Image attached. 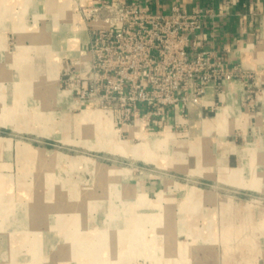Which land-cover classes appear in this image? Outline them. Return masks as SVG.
<instances>
[{
    "label": "crops",
    "instance_id": "1",
    "mask_svg": "<svg viewBox=\"0 0 264 264\" xmlns=\"http://www.w3.org/2000/svg\"><path fill=\"white\" fill-rule=\"evenodd\" d=\"M105 1L114 0H0V46L6 45L10 37L14 38L12 50L4 49L10 53L7 58L13 59L9 68L21 75L23 81L33 83L34 90L41 91L39 105L45 106L46 94L53 91L58 95L55 100L63 108L64 116L75 119L79 113H85L89 117L88 110L82 108L93 106L106 111L117 125L129 131V136L146 137L153 144L149 154L137 145L133 151L125 145L129 152L122 153L132 154L144 163L133 167L129 181L137 194L148 201L149 208L153 211L161 208L165 212L166 225L155 229V233L166 237L161 238L158 246L153 245V249L169 255L179 250V244L174 243L175 234L212 233L209 225L208 228L196 226L204 225L209 218L203 206L211 194L199 183L184 184L172 178L169 171L235 189L253 191L257 186L264 189V0H139L149 1L156 13H170L174 5L201 11L203 27L192 43L213 49L218 60L228 68L241 66L252 74L248 79L252 92L242 79L229 81L221 88L213 83L198 104L189 108L167 107L158 119L141 116L128 123L119 122L117 110L93 101H81L72 89L57 87L61 86L64 60H79L91 40L94 21L88 11ZM9 87L16 89V86ZM0 121L1 124L8 120L0 118ZM159 144L163 154L154 153ZM17 150L14 146L0 147V153L6 155ZM179 157L182 160L178 163ZM5 164L10 166L8 162ZM8 170L0 173V220H3L0 222V259L25 257L24 250L31 247L30 237L36 234L37 249L34 245L32 249L37 251V259L33 264H74L70 260L46 257L47 243L51 245L54 238L65 233L63 220L72 218L71 213H62L61 200L55 202L50 195L30 196L28 186L14 182ZM117 171L125 183L126 168ZM182 204H185V226L175 228L174 212ZM193 240L194 247L193 241L189 245L194 255L214 248L211 243L198 241L199 237ZM125 248L122 244L117 247L118 250ZM94 257L93 252L90 256L87 254L85 263L95 264Z\"/></svg>",
    "mask_w": 264,
    "mask_h": 264
},
{
    "label": "rangeland",
    "instance_id": "2",
    "mask_svg": "<svg viewBox=\"0 0 264 264\" xmlns=\"http://www.w3.org/2000/svg\"><path fill=\"white\" fill-rule=\"evenodd\" d=\"M14 44V38L10 37L6 45L0 46L3 51L0 52V118L8 120L0 124V137L13 138H0V147L14 146L18 150L12 155L0 153V173L9 169L14 182L28 186L30 196L50 195L55 202L61 200L62 213H71L72 218L63 220V227L67 226L63 228L65 233L54 238L51 245L47 243V258L86 264L85 256L93 252L95 264L123 261L125 264H218L219 260L220 264H264V189L261 186L253 191L230 188L176 170L169 171L172 178L184 184L199 183L211 194L203 206L209 218L204 225L196 226H210L212 233L175 234L174 243L179 244V250L169 255L153 249V245L158 246L161 238L166 237L155 233V229L166 225L165 212L161 208L159 211L149 208L148 201L131 186L129 179L133 173L130 172L135 165L144 163L132 154H125L129 151L124 147L127 145L133 151L137 145L149 154L153 144L146 137L129 136V131L117 125L106 111L93 106L82 108L88 110L89 117L85 113H79L75 119L64 116L63 108L55 100L58 95L53 91L46 94V105H39L41 91L34 90L33 83L23 81L21 75L9 68L13 59L7 58V54L10 55L8 52ZM6 48L9 51L5 52ZM66 81L61 79V86L57 87L73 90ZM160 147V144L159 148L155 147L154 153L163 154ZM181 160L179 157L178 163ZM121 167L127 170L125 183L117 175ZM184 207L182 204L181 211L175 209V228L185 226ZM198 237V241L211 243L214 248L194 255L193 239ZM37 238L36 234L31 235V247L24 250L25 257L3 258L0 264H33L37 251L32 246L37 249ZM104 244L113 249H103ZM121 244L125 250L117 249Z\"/></svg>",
    "mask_w": 264,
    "mask_h": 264
},
{
    "label": "built area",
    "instance_id": "3",
    "mask_svg": "<svg viewBox=\"0 0 264 264\" xmlns=\"http://www.w3.org/2000/svg\"><path fill=\"white\" fill-rule=\"evenodd\" d=\"M88 16L91 40L79 60L64 62L62 79L81 101L117 110L120 123L158 119L171 106L189 108L213 83L221 88L242 79L252 92V74L192 43L203 27L199 10L174 5L163 14L149 1L114 0L93 6Z\"/></svg>",
    "mask_w": 264,
    "mask_h": 264
},
{
    "label": "bare ground",
    "instance_id": "4",
    "mask_svg": "<svg viewBox=\"0 0 264 264\" xmlns=\"http://www.w3.org/2000/svg\"><path fill=\"white\" fill-rule=\"evenodd\" d=\"M105 131V130H104ZM106 133H107V131H105ZM128 220V219H127ZM209 224V223H208ZM104 242V241H103ZM85 243V242H84ZM104 246H105V244H104ZM100 248V247H99ZM102 249V248H101ZM111 249V248H110ZM82 250V249H81ZM103 250V249H102ZM102 253V252H101ZM97 257V256H96Z\"/></svg>",
    "mask_w": 264,
    "mask_h": 264
}]
</instances>
